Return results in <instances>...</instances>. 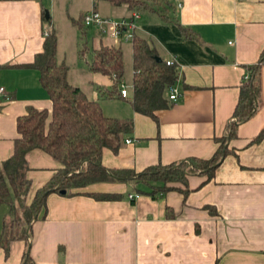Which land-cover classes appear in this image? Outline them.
Segmentation results:
<instances>
[{"label": "crops", "instance_id": "0c3cea01", "mask_svg": "<svg viewBox=\"0 0 264 264\" xmlns=\"http://www.w3.org/2000/svg\"><path fill=\"white\" fill-rule=\"evenodd\" d=\"M101 2L0 0V164L14 152L18 117L30 106L52 111L39 70L28 67L43 52L45 33L53 31V21L61 15L67 23L85 27L84 15ZM175 2L176 7L161 13L150 5V15H141L136 32L144 34L140 37L149 40L163 60L175 61L178 70L174 84L182 97L158 112L159 122L135 110L133 86L129 98H123L113 79L94 72L101 76L93 75L89 96L81 84L71 82L98 101L105 115L134 121L133 133L117 152L103 150L102 164L109 169L141 172L159 163L213 157L233 119L248 66L261 59L264 0ZM110 6L113 12L105 17L127 18L135 11L126 4ZM105 36L94 39L92 47L122 49L123 42ZM101 93L118 104L100 100ZM228 149L212 178L196 174L188 177L187 185L174 184L188 188L187 196L171 190L156 198L144 193L132 201L128 195L138 192L136 185L118 181L73 191L79 194L50 193L46 216L33 224L30 246L15 240L6 253L0 245V264H264V63L256 113L236 126ZM27 160L30 203L62 164L40 149L29 152ZM86 193L122 197L98 200ZM27 249L31 261L25 263Z\"/></svg>", "mask_w": 264, "mask_h": 264}, {"label": "trees", "instance_id": "16d2710c", "mask_svg": "<svg viewBox=\"0 0 264 264\" xmlns=\"http://www.w3.org/2000/svg\"><path fill=\"white\" fill-rule=\"evenodd\" d=\"M100 1V0H97ZM114 6L128 5L132 10L149 8L146 0H104ZM45 20H50L44 13ZM58 36L55 30L48 33L43 52L28 65L40 72V82L52 102V111L30 106L27 113L17 119L19 137L15 140L13 154L0 164V209L8 207L3 220L0 245L9 252L15 240H26L30 246L33 224L46 216L47 197L50 193L66 190L73 192L97 182H126L137 187V193L156 198L171 190H179L185 196L189 189L176 187L180 182L187 185L190 175L203 174L212 178L215 169L229 153V140L236 126L249 120L258 106V76L264 63V51L257 64L248 66L235 109L234 120L220 142L215 155L209 159L191 157L168 165H152L141 172L132 169H109L102 164L105 148L117 152L126 136L134 130L133 119L121 120L104 114L101 104L89 99L79 86L68 78V66L57 60ZM90 53L87 60L93 72L109 76L115 89L121 88L125 75L123 50L114 45L85 46L80 54ZM154 45L146 38L136 36L133 41L134 78L132 103L137 112L151 116L159 122L158 112L170 107L167 89L176 83L178 70L167 61H158ZM226 147L222 146V143ZM43 150L61 162L62 167L53 178L41 187L32 202H28L31 179L27 160L29 152ZM141 185V186H140ZM143 185V186H142ZM143 187V188H142ZM66 193V194H67ZM98 200H118L122 196L110 193H86ZM45 213V215H44ZM31 261L29 249L24 262Z\"/></svg>", "mask_w": 264, "mask_h": 264}, {"label": "rangeland", "instance_id": "374dc122", "mask_svg": "<svg viewBox=\"0 0 264 264\" xmlns=\"http://www.w3.org/2000/svg\"><path fill=\"white\" fill-rule=\"evenodd\" d=\"M146 1L149 3V5L155 6L156 10L158 11L157 13H161L167 9H173L174 6L176 7L175 0H146ZM110 5L111 4L108 1L107 2L104 1V3L101 2L97 10L101 15L109 16V14H112L113 12V9L111 8L112 6ZM140 12L142 13L141 15L142 17H144V19L147 18L148 15H150V13L146 9H141ZM110 17H113V19H119L117 18V16H110ZM67 21L68 19L66 17H62V15L57 20L55 19V21H53L54 22L53 30L56 31L59 37L58 60L60 62L62 61V63L64 62L68 66V70H69L68 77L70 79V82L81 84L87 90V94H89V96H93L92 77H95L93 75H98V76L101 75L95 74L93 71H90L86 63L87 60H90L91 54L87 53L85 54V56H82L79 53V51L80 49H84L86 45H88L87 47L92 48L94 39L97 40L100 36L103 37L106 36L105 34L102 35L100 28L97 26L80 27V24L78 23L75 26H73V23L71 25V23L70 22L67 23ZM83 31H85L84 34L82 33ZM138 32L140 36L144 35L143 33H141V31ZM122 50L124 53V63H125V71H126L124 76L125 79L124 82L130 91L134 78L132 42H123ZM99 96L101 98L100 100L112 101L110 95H105L104 93H101V95L99 94ZM110 104H118V101H112L110 102ZM222 146L226 147V144H224L223 142ZM176 184H181V183L178 182ZM5 208L6 206H3L0 209V227L2 226V220H3L2 217Z\"/></svg>", "mask_w": 264, "mask_h": 264}, {"label": "built area", "instance_id": "2783aa9c", "mask_svg": "<svg viewBox=\"0 0 264 264\" xmlns=\"http://www.w3.org/2000/svg\"><path fill=\"white\" fill-rule=\"evenodd\" d=\"M141 18V13L137 10L133 11L129 17L122 19H113L101 15L98 10L93 9L86 13L83 18L84 25L87 27L97 26L101 33L109 35L115 42H133L136 38L138 21ZM46 35L48 33H45ZM167 65H175V61H167ZM4 92V88H0V93ZM120 95L123 98H129L130 91L127 85L121 83ZM167 97L172 103H177L182 97V92L175 84L170 85L167 89ZM234 120V118H233ZM131 143V139L126 140ZM141 196L140 193H129L128 198L132 201Z\"/></svg>", "mask_w": 264, "mask_h": 264}, {"label": "water", "instance_id": "95a60500", "mask_svg": "<svg viewBox=\"0 0 264 264\" xmlns=\"http://www.w3.org/2000/svg\"><path fill=\"white\" fill-rule=\"evenodd\" d=\"M46 17L49 18V13H46ZM158 61L161 62V61H163V59H162L161 57H158ZM61 193H62V194H66L67 191H66V190H62Z\"/></svg>", "mask_w": 264, "mask_h": 264}]
</instances>
